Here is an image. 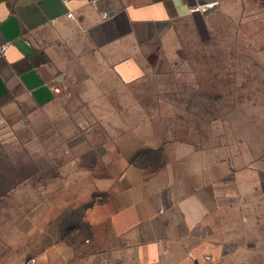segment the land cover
<instances>
[{
  "label": "rangeland",
  "instance_id": "1",
  "mask_svg": "<svg viewBox=\"0 0 264 264\" xmlns=\"http://www.w3.org/2000/svg\"><path fill=\"white\" fill-rule=\"evenodd\" d=\"M221 7L234 30L176 31L138 82L122 83L87 53L57 100L0 102V264H42L62 213L78 225L68 241L88 238L81 217L107 196L96 186L90 200V176L76 178L85 167L95 178L120 175L124 160L155 171L186 144L223 164H251L264 195V0ZM255 199L242 219L263 226L264 198ZM255 231L258 255L264 230Z\"/></svg>",
  "mask_w": 264,
  "mask_h": 264
},
{
  "label": "crops",
  "instance_id": "2",
  "mask_svg": "<svg viewBox=\"0 0 264 264\" xmlns=\"http://www.w3.org/2000/svg\"><path fill=\"white\" fill-rule=\"evenodd\" d=\"M223 2L0 0V45L12 42L0 54V102L27 98L44 107L57 100L87 53L122 83L138 82L176 31L206 38L209 31L234 30L221 13ZM208 3L214 5L207 12L193 10ZM123 163L118 176L95 178L93 168L81 169L76 178L90 176V200L96 186L107 200L87 204L85 240L66 239L78 225L63 223L62 213L58 242L42 252V264H264V252L254 251L261 238L256 225L264 230V224L242 219L257 196L264 198L254 166L223 164L186 144L155 171Z\"/></svg>",
  "mask_w": 264,
  "mask_h": 264
},
{
  "label": "built area",
  "instance_id": "3",
  "mask_svg": "<svg viewBox=\"0 0 264 264\" xmlns=\"http://www.w3.org/2000/svg\"><path fill=\"white\" fill-rule=\"evenodd\" d=\"M64 3H67L68 0H62ZM213 3H208V4H203V5H198L196 7L193 8L194 11H201V12H207L209 11L212 7H213ZM67 16L70 17V18H73L74 15H73V12L72 11H68L67 13ZM109 14L108 13H103V17H108ZM12 46V42H7V43H4L2 45H0V54H3L6 52V50ZM54 91L55 92H59L60 91V88L57 87V86H54Z\"/></svg>",
  "mask_w": 264,
  "mask_h": 264
}]
</instances>
